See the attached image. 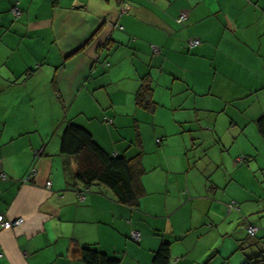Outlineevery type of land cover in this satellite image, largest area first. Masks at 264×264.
<instances>
[{"label": "crops", "instance_id": "crops-1", "mask_svg": "<svg viewBox=\"0 0 264 264\" xmlns=\"http://www.w3.org/2000/svg\"><path fill=\"white\" fill-rule=\"evenodd\" d=\"M46 1L48 17L38 19ZM180 14L187 17L179 25ZM190 39L200 45L189 49ZM144 81L157 109L178 112L176 130L208 127L209 137L195 139L207 148V172L183 158L186 142L163 144L160 131L156 161L141 162L145 195L136 208L97 186L79 202L76 159L60 153L65 126L86 129L112 156L136 158L121 130L143 110L135 96ZM263 113L264 0H0V215L23 220L0 231V264H86L83 246L120 264H154L163 242L169 264H232L225 215L248 222L261 213L245 211L250 201L235 175L245 170L239 157L249 169L262 165ZM31 169L36 176L25 183ZM249 241L258 251L239 249L242 264L264 253V244Z\"/></svg>", "mask_w": 264, "mask_h": 264}, {"label": "rangeland", "instance_id": "rangeland-1", "mask_svg": "<svg viewBox=\"0 0 264 264\" xmlns=\"http://www.w3.org/2000/svg\"><path fill=\"white\" fill-rule=\"evenodd\" d=\"M49 1H46V3H42V13L38 14L41 19L48 17L46 16V8H48ZM43 17H42V16ZM40 21V20H38ZM152 52V51H151ZM153 53V52H152ZM176 101V100H174ZM166 104H169L168 101H165ZM171 102V101H170ZM178 102V101H177ZM159 107V106H157ZM165 109V110H164ZM167 109V110H166ZM173 109H169L168 107L164 108H155L154 112H149V111H137L134 113V115L131 117V126L124 128L121 130V132L125 135L124 140L127 142V146L129 147V150L131 153H133V156L136 155H141V162L143 163V160L147 166L149 167L150 164L154 163L157 159L158 152L162 149V147H157L156 145V138H161L164 135V141L163 144H166L168 141L174 142V141H180L183 143L186 142V151L182 152L183 158L189 161H191V167H193L194 163L196 168L201 169L202 174H205L207 171H205L206 167L208 164H206V161L208 162L207 158L205 157V153L207 154V148H204L200 141L203 142V140L206 139V137H209L210 132H207L208 127H205V129H197L196 132L191 133L190 128H185V129H180L176 130V128L172 125L173 122V116H176L177 111L174 112L172 111ZM202 118L206 117L205 114H202ZM226 126L224 122L222 121V118L219 119L218 121V129L221 132H224ZM210 129V128H209ZM166 131L167 134L165 135L163 131ZM206 130V131H205ZM211 130V129H210ZM162 131L163 135H155L154 133H159ZM227 133V132H226ZM229 134V133H228ZM225 141L229 139V136L223 135L222 136ZM139 138L141 139V146L139 144ZM195 139H200V141H196ZM124 140L120 139L119 143H124ZM194 144V146H192ZM201 145L198 147V145ZM185 146V144H183ZM239 147L242 150H246L248 148L247 143H240ZM189 148V149H188ZM238 148V144H234V146L231 148V152L234 153L235 150ZM212 154V153H209ZM244 157H239V159H243ZM148 164H147V163ZM245 163V162H243ZM241 163V165H237L240 169L245 168V170L241 171L240 173H236V177H238L239 182L241 183V188L239 190V195L242 196V198H247V201H250V203L246 204L245 206V211L254 209V208H259L261 210V213L259 216L254 217L256 215L250 216L248 222H246L245 218L243 219L240 214L230 215L226 216L223 222V237L227 236L228 243L231 242V246H224L223 248L227 247V251L234 252L232 255V264H242L240 263L241 261L239 260V257H243V253L250 252L251 250L258 251V249L252 245V243L249 241L251 238L247 234V226L251 224V226L255 227L257 229V234H256V241L264 244V237L263 236V231H264V153L259 156V163L262 164L260 167L256 168L254 167L253 169H249L246 164ZM236 166V167H237ZM144 167V164H143ZM205 168V169H204ZM193 170V168H192ZM195 171L197 169L194 168ZM193 170V171H194ZM249 170V171H248ZM146 172V171H145ZM194 173L198 172H193V174H190L191 176L194 175ZM151 176V173H147V177L149 178ZM205 181V180H204ZM221 182V180H220ZM240 183H237L238 185ZM206 185H209L206 184ZM248 192H251L254 194L255 198L253 199L252 197L248 196ZM254 207V208H253ZM226 220V221H225ZM254 221V222H253ZM249 223V224H248ZM254 239V238H253ZM237 240H246L244 242V250L241 252L239 251L238 248V243ZM234 244V247H233ZM264 247V246H260ZM262 254H256V259L254 261H257V259L261 256ZM204 261H201V264ZM258 264H264L263 263H258Z\"/></svg>", "mask_w": 264, "mask_h": 264}, {"label": "trees", "instance_id": "trees-1", "mask_svg": "<svg viewBox=\"0 0 264 264\" xmlns=\"http://www.w3.org/2000/svg\"><path fill=\"white\" fill-rule=\"evenodd\" d=\"M116 1L119 2V0ZM102 50L103 48H98V52ZM135 104L149 112H154L156 108L152 100V87L145 81L136 93ZM256 129L264 139V113L257 119ZM60 153L76 159L75 180L83 184L84 192L89 191L93 186L104 187L118 203L133 209L138 206L139 200L145 195L142 184L145 171L141 163V155L132 159L119 155L112 156L94 141L86 129L71 122L65 126L61 135ZM239 244V249L243 251L244 242ZM80 251L82 260L86 264H120L119 259L89 246H83ZM254 259H250L245 264L263 263L264 253L257 261ZM169 260L170 244L163 242L154 253L153 262L154 264H169Z\"/></svg>", "mask_w": 264, "mask_h": 264}, {"label": "built area", "instance_id": "built-area-1", "mask_svg": "<svg viewBox=\"0 0 264 264\" xmlns=\"http://www.w3.org/2000/svg\"><path fill=\"white\" fill-rule=\"evenodd\" d=\"M129 11V7H127L126 5H123L122 6V9H121V13H127ZM13 13L18 16V10L15 8L13 10ZM186 15L185 14H180L176 19H175V22L177 24H182L185 20H186ZM114 29H118V30H121L122 28L117 25V24H114L112 25ZM200 45V41L198 39H190L188 41V48L189 49H192V48H195V47H198ZM153 53L156 52V50L153 48ZM158 142V141H157ZM245 160L244 159H240L238 162H244ZM36 176V171L35 169H31L27 176L24 178V182L25 183H29L31 182L34 177ZM3 179L5 178L4 175L1 176ZM50 186H51V183L48 181L45 183V189L46 190H50ZM85 192L81 193V194H78L77 195V200L79 202H82L84 201L85 199ZM233 204H235L234 202L232 203V206ZM23 223V220L22 219H16V220H7L4 218V216L0 215V231L2 230H8V229H12L14 227H18L20 226L21 224ZM247 234L250 236V237H255L256 234H257V229L251 225H248L247 226ZM131 239L133 241H138L139 240V234L136 233V232H131V235H130Z\"/></svg>", "mask_w": 264, "mask_h": 264}, {"label": "clouds", "instance_id": "clouds-1", "mask_svg": "<svg viewBox=\"0 0 264 264\" xmlns=\"http://www.w3.org/2000/svg\"><path fill=\"white\" fill-rule=\"evenodd\" d=\"M256 237V236H255Z\"/></svg>", "mask_w": 264, "mask_h": 264}]
</instances>
